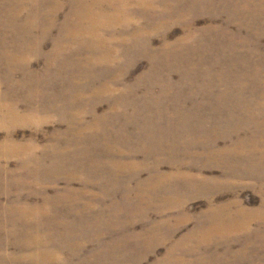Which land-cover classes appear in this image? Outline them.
I'll return each instance as SVG.
<instances>
[{
    "label": "rangeland",
    "instance_id": "obj_1",
    "mask_svg": "<svg viewBox=\"0 0 264 264\" xmlns=\"http://www.w3.org/2000/svg\"><path fill=\"white\" fill-rule=\"evenodd\" d=\"M35 1L0 0V264H264V0Z\"/></svg>",
    "mask_w": 264,
    "mask_h": 264
},
{
    "label": "bare ground",
    "instance_id": "obj_2",
    "mask_svg": "<svg viewBox=\"0 0 264 264\" xmlns=\"http://www.w3.org/2000/svg\"><path fill=\"white\" fill-rule=\"evenodd\" d=\"M36 0L35 2H37ZM106 4V6H104ZM83 7V6H82ZM127 7L122 0H116V2H109L108 0H93L88 5H84L82 13L93 20L97 25L98 22L107 21H121L123 19H129V16H123V9ZM46 8V16H41L53 22L54 18H57L58 10H60V5H48ZM30 9V8H29ZM40 12V11H39ZM23 13V12H21ZM36 13V12H35ZM71 15H75L74 13H70ZM73 19V18H72ZM11 63L14 61L11 59ZM23 217H31L29 213H25Z\"/></svg>",
    "mask_w": 264,
    "mask_h": 264
}]
</instances>
